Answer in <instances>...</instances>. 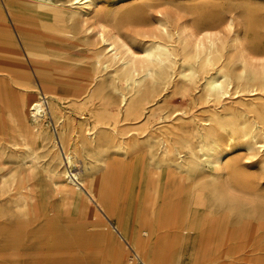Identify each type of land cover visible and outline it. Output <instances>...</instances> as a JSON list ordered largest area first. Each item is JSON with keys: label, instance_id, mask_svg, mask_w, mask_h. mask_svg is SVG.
Masks as SVG:
<instances>
[{"label": "rangeland", "instance_id": "obj_1", "mask_svg": "<svg viewBox=\"0 0 264 264\" xmlns=\"http://www.w3.org/2000/svg\"><path fill=\"white\" fill-rule=\"evenodd\" d=\"M80 6L70 0H0V108L13 110L23 90L32 96L45 94L43 80L59 94L39 123V134L12 127L6 137H14L17 144L0 141V264H90L92 259L106 262L108 253L119 250L127 263L134 250L147 264L117 216L133 227L143 247L165 252L167 264H264V150L242 140L228 142L225 136L214 151L202 150L191 133L194 121L205 113L202 108L219 107L212 98L205 104V79H219L222 59L207 51L203 61L170 63L157 99L136 120L124 117L119 101L120 95L134 94L135 84L115 73L129 52L142 57L144 41L153 36L173 45L174 28H184L187 36H210L225 46L224 56L235 61L228 78L240 67L241 55L256 69L264 63V0H105L84 22ZM60 14L66 22L60 21ZM99 30L105 37L106 32L114 33L118 44L102 42ZM208 43L204 40L205 47ZM230 80L231 96L223 105L243 112L233 98L240 87L233 76ZM146 82L147 87L152 83L149 78ZM83 90L78 97L70 95ZM44 96L51 104L52 97ZM175 110L182 112L190 143L189 149H178L182 160L177 154L175 159L162 158L161 144L150 150L146 146L150 136L156 143L163 136L175 138ZM66 125L74 132H65ZM85 128L111 137L108 153L118 147L121 136L138 141L136 152L114 155L112 175L99 170L105 205L87 185L95 202L83 199L87 195L80 190V198H65L52 170L65 168L78 172L80 180L87 178L99 156L84 146ZM50 138L62 144L53 147ZM68 148L74 155L70 166L53 157L56 149L64 156ZM186 158H191L186 168H175ZM100 160L96 164L102 167L105 160ZM234 164L250 182L225 172L213 177L216 166L229 169ZM20 165H29L31 175L20 179ZM23 196L27 203L22 206ZM79 211L87 213L84 219Z\"/></svg>", "mask_w": 264, "mask_h": 264}, {"label": "bare ground", "instance_id": "obj_2", "mask_svg": "<svg viewBox=\"0 0 264 264\" xmlns=\"http://www.w3.org/2000/svg\"><path fill=\"white\" fill-rule=\"evenodd\" d=\"M102 1L105 0H70V3L81 4L80 6L82 13L81 16L84 18L82 19V22H84L86 17L88 18V15H90L91 12L98 10V5L101 4ZM159 13L160 16L162 17L163 14H161V12ZM111 15L115 17L117 16L113 13H111ZM65 18L67 19L66 16L64 17L63 14H60L61 22L64 21L66 22ZM174 29L176 30L173 31L172 36L170 37L173 39L172 40L173 45L168 46L162 44L160 43V41L156 39V37L153 36L149 38L147 41H144L145 46L143 47V52L141 54L142 57H136L133 53L129 52L128 53L129 56L127 57V55H125V58L121 60V63L119 62L121 64V67L119 68V70H116L115 72L116 77L118 79L132 80L133 84H135L132 88V93H134L135 95L132 94L130 96H126L127 94L125 93L126 95L119 96V101L124 107V117L126 119H133V120L138 119L139 116L142 114V112L145 110V108L149 106L148 104L154 102L157 99L159 86L161 85V83L164 81L165 78L164 68L166 69V66L171 65L170 63L176 64L177 60L179 59V61L182 64L190 65V63L194 60L203 61L204 60L203 55L207 51L209 54L213 52L219 56L220 60L222 59L219 69L220 76L218 80H214L211 77L205 79L209 81V86L205 93L204 100L206 104L210 101L209 99L212 98L219 104V107H222V109L219 110V107L218 108L213 107L211 109H206V110L202 108V111L203 112L205 111L206 114L202 113L201 116L199 115V117H197L196 120L197 123L196 121H194L195 129L191 132L193 133V137L200 144L199 146L201 147L202 150L204 148L205 149L208 148V150H210L211 152L215 150L216 145L219 146V144L217 143H218V139L221 136H225L226 141L228 142L235 140H242L247 143L249 142L254 147H257L256 148L257 150L262 149L263 151L264 150V63H262L260 67L254 69L253 67L247 65L246 62L247 60L243 55L240 56L239 58L240 67L233 70L234 73L232 75L233 80L237 85L236 88L240 87L238 89H235L234 91L235 95L233 97L234 99H236V102L240 104V107L243 108V112H238L234 106L230 104L223 105L222 102L226 96L227 97H229V95L231 96L229 92L233 86H232V81L231 80L229 81V79L232 78V76L230 74V78H228L229 74L227 75L226 73L228 72L230 73L229 70L234 69L232 68V66L235 65V61L231 59H227L224 56L226 47L219 45L217 40L211 38L210 36H203V37L201 36L196 37L192 35L187 36L185 34L184 28H180V29L174 28ZM161 30L162 32L166 31V28L164 27V29L162 28ZM98 37H100L102 42L109 41L108 46L110 47L113 44H118L116 41L117 36L112 32L111 33L106 32V37H105L103 31H100L98 33ZM206 39H208L209 41L208 43L209 46L207 47H205L204 45V40ZM117 47H113V48H115L117 51ZM116 55L117 53L112 54V56H116ZM166 62L168 64H165ZM139 74L142 75L140 79L134 78L135 75H139ZM147 78L151 79L152 82L148 87L146 86ZM225 82H227V84H225ZM124 83L126 84V80L124 81ZM43 84H44V93L45 94L47 93L49 94V96L52 97L51 99H49V101L51 100L50 102L51 104H49V102L46 100L47 101L46 112H47L49 108L48 106L49 105H51V107L53 106L59 94L56 93L55 90L51 89L52 87L49 85V83L47 84L45 80H43ZM26 88L27 87H24L23 89ZM29 91L28 90L22 91L21 96L15 100L13 110L0 108V137H1L0 141H5L11 145L17 144L16 141L14 142V140H16L14 137L10 136L11 139H8L6 137L8 135L7 134L8 131L10 132V129L12 127L19 129L20 131H28L29 133H38V134L40 133L41 128H39V123H41L46 117V112H43L42 104L39 100L38 94L37 96H32L31 92L29 93ZM83 92L85 91L84 90L74 91L71 92L70 95L74 97H78L79 95H82ZM246 95L249 98L247 99L246 97V99L244 100V98L242 97H245ZM90 96L92 95H89V97ZM175 112H177L175 114V118L179 116L176 118L178 123L174 124L175 131L173 133L175 134V138L172 140L171 138H166L163 136L161 137V141L159 143H156L155 141L153 142L152 140L153 137L150 136L146 146L147 149L150 150L153 147L156 148V144L157 145L161 144L160 150H161L162 158H168L173 156V158L175 159V154H177V157L179 155L182 160L183 156L180 154V151H178V149L179 147L184 149L185 148L189 149L190 143L187 140V137L184 136V129L185 126H187L186 125L187 123L185 122L184 117H181L182 112H178V110H175ZM52 123L56 125L54 121ZM65 132L68 133L74 132V127L70 125L65 127ZM108 138H111L109 137L108 134H104V136L100 137V134L96 133V131H94L91 128L84 130L83 138L81 137L84 146H89L92 150L95 151L94 154L99 156L98 158L96 157L97 159L95 158V163L92 162V164L90 165L89 173L86 179L80 180L78 172H69V170H66L65 168L63 170H57L53 166L52 170L56 172L59 181L62 184L59 191L63 193V196L65 198H68L70 200L80 198L79 197L80 194L77 191L80 190L85 195H87L86 196L87 198H83V199L85 200L87 199V201L91 203L93 201L95 202V200L92 199L91 194L85 190L84 186L87 185L90 187L91 191L95 193L97 200L101 202V204L105 205L104 203L105 195L102 192L100 185V177L98 175L99 170L103 169V171L106 174L112 175L116 168L114 157L119 153L124 154L126 152H136L139 148L136 137L123 138L121 136L119 139L117 138L118 147L112 151L113 153L110 152L112 153V155H109L110 153H108L106 147L107 141L109 140ZM22 140L23 141L26 140V138L23 135H22ZM57 141L55 140V138H50L49 140V142L51 143V145H53V147L55 146L57 147L60 144H62L61 139L59 145ZM63 141L65 144H67L65 138H63ZM69 149L70 148H68V152H66L64 156H61L60 152L57 151L56 149V153H54L53 157L56 158V160H58L59 162H63L64 160V163L70 166V164L73 163L72 156L74 155L71 153L72 151ZM90 153L91 151L87 154ZM208 155H210V153H208ZM93 157H95V155ZM93 157L91 158V156L89 155L90 159H94ZM98 159L105 160L104 166L100 167L101 165L99 166L98 163L96 164V161ZM190 159L191 158L183 159L184 164L181 163L180 161V164H175V168L177 169L186 168V164H189L191 162ZM29 165L28 167H30ZM20 166H21L20 179H24L26 176H28V174L30 173L29 171H31V169H29L28 167H24L23 165ZM224 169L226 168L222 167L221 165L216 166L213 172V177L218 179L225 172L226 174H231L233 176H238V177L242 176V178L250 182L247 179V175L241 173L238 170L237 166H235V164L232 165L229 169L223 171ZM26 203H27L26 196L21 197L20 205L23 206L26 205ZM106 209L110 211V209H108L107 207ZM78 213L83 219L87 215V213L82 211H79ZM116 221L121 226V229L125 231L128 237L134 240L133 242L137 244L139 249L142 251V254L147 264H167L165 258L166 257L165 252L163 251H159L155 253L150 252L147 247L142 246L141 244L142 240L137 239L135 235V231L130 224H128L126 221H122V219L119 216L116 217ZM109 223L111 224L112 227L117 228V226L113 224L112 221H109ZM148 229L151 230V227L149 226ZM116 232L122 235L120 230H117ZM125 242L128 243L126 239ZM128 246L131 247L130 245ZM124 255L125 254L123 253V250H119L118 252L108 253V261H106L107 263L104 262L103 260L99 261L92 259L93 262L90 264H137V263L145 264L144 261L139 257L137 253H135L134 250H131L130 259L128 263L127 261H125Z\"/></svg>", "mask_w": 264, "mask_h": 264}, {"label": "built area", "instance_id": "obj_3", "mask_svg": "<svg viewBox=\"0 0 264 264\" xmlns=\"http://www.w3.org/2000/svg\"><path fill=\"white\" fill-rule=\"evenodd\" d=\"M38 97H39V100L42 104L43 112H46V102H47L46 97L44 96V94L42 92H39Z\"/></svg>", "mask_w": 264, "mask_h": 264}]
</instances>
